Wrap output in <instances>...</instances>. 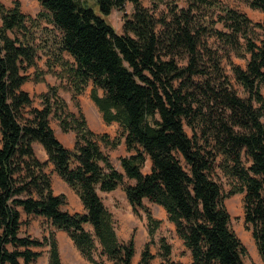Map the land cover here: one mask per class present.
Returning a JSON list of instances; mask_svg holds the SVG:
<instances>
[{
    "label": "trees",
    "instance_id": "1",
    "mask_svg": "<svg viewBox=\"0 0 264 264\" xmlns=\"http://www.w3.org/2000/svg\"><path fill=\"white\" fill-rule=\"evenodd\" d=\"M39 1L36 16L24 13L19 0L12 7L0 1V264H33L41 255L33 247L44 244L50 245L49 264H63L53 232L45 242L22 234L23 214L67 232L91 264H132L134 239L119 237L100 195L115 189L123 190L135 213H147L151 242L162 220L145 200L163 207L191 254L190 264H247L248 250L225 204L244 194L245 222L264 262V36L256 32L261 24L217 0H151L152 7L142 0ZM128 2L134 8L130 18ZM247 2L264 12V0ZM214 8L223 10L221 29L212 23ZM113 9L124 11L123 33L109 21ZM50 46L48 70L71 90L78 114L58 97V85L50 87L53 96L42 95V107L33 106L22 88L39 51ZM232 53L246 65L233 62ZM54 64L61 69L53 70ZM90 83L104 121L119 124L114 137L94 132L81 111L78 97ZM51 117L64 133H75L73 148L57 137ZM122 139L130 155L120 158L119 170L104 148L113 150ZM35 143L43 146L46 161ZM148 161L150 171L144 172ZM49 164L79 196L83 212L64 209L66 196L55 194ZM171 254L172 245L161 237L162 264H181ZM153 257L148 242L138 264H151Z\"/></svg>",
    "mask_w": 264,
    "mask_h": 264
},
{
    "label": "rangeland",
    "instance_id": "2",
    "mask_svg": "<svg viewBox=\"0 0 264 264\" xmlns=\"http://www.w3.org/2000/svg\"><path fill=\"white\" fill-rule=\"evenodd\" d=\"M4 3L7 7H12L14 1L16 0H0ZM21 10L32 16H36L41 10L42 6L39 0H19ZM90 4L94 3V0H87ZM223 7L235 8L239 11L245 13L253 22V24L260 23L261 27H256V32L258 33L257 37L264 36V12L257 9H252L247 0H217ZM143 4L148 7H152L151 0H142ZM180 4L183 5V2ZM95 11L99 13V9L97 6L94 7ZM158 10L164 12L165 6L160 5ZM134 11L132 3L128 2L125 5V12L127 17H131ZM206 12V11H205ZM123 13L124 11L113 9L112 14L110 15V22L115 27L116 31L119 33H123ZM211 16H213L212 23L216 28H223L222 24L217 21L218 16L223 14V10L219 8H214L211 10ZM210 13L208 12V16ZM44 25L48 23L43 19L41 21ZM1 25V19H0ZM48 26V25H47ZM36 31L37 36H41L43 34L40 28ZM44 37L51 38V35L44 34ZM205 40H208L210 43L214 41L207 35L204 36ZM217 45V43H215ZM53 46L47 47L44 50H40V57L38 59V65L36 67H31L27 71L30 75V79L28 80L29 88L35 87V93H33V106L35 107H42L44 97L43 94H50V87L58 85V97L63 98L67 102V108L69 111L74 113H79L78 107L75 104V101L72 100V92L66 86H59L61 84V80L57 78L54 71H49L46 61L50 59V54L53 50ZM231 60L237 64L242 66L246 65V59L240 58L234 53L231 54ZM224 66L229 75H232L230 65L227 63V60L224 61ZM60 66L54 64L53 70H60ZM43 72V73H42ZM31 73V74H30ZM42 74V75H41ZM36 75L42 76L40 80H36ZM59 81L56 82V81ZM42 84L43 86L37 87L38 84ZM63 83H66L63 81ZM234 86L239 90L240 94L242 91V87L233 79ZM91 89L92 84L90 83L85 91L79 95L78 103L83 112L84 116L86 117L87 123L89 127L96 133H100L102 128L107 125L104 121L103 116L99 109L97 108L96 104L91 99ZM262 91L264 93V85L262 86ZM102 91L100 90V94L102 95ZM53 96V95H52ZM53 100V99H51ZM55 106L57 103L52 101ZM51 126L53 127L54 131L56 132L57 137L62 141V143L67 146L73 143L74 134L70 135L72 132L64 133L59 125V121L51 117L50 120ZM109 126V125H107ZM74 133V132H73ZM109 134V133H108ZM119 134V130L113 134H110L111 137L116 136ZM123 141V139H122ZM0 142H1V132H0ZM106 152L110 154L112 163L117 166L119 165L120 158L123 156H128V152L125 148V145L122 143L115 149H108L104 148ZM35 151L38 157H42L44 155V148L39 144H35ZM47 170L51 173L52 176V185L56 188V191L60 194H64L66 196L67 203L64 206L65 210L70 212H79L76 211L81 204L80 198L75 197L74 194L76 192L72 189L73 198H69L66 192V185L67 183L60 177L53 178V175L56 174L53 170L52 164H49ZM144 172L150 171V163L143 168ZM129 181V180H126ZM131 182V181H129ZM224 183V190H229V185L226 181ZM68 186V185H67ZM102 198L105 201V204L109 207V209L113 212L115 220H116V227L117 233L119 237L124 240L128 241L130 239H134L135 242V256L133 258L132 264H138L142 252L144 251L148 242H150V251L154 254V257L151 259V264H162L163 259L159 255V240L161 237H165L169 243L172 245V254L171 258L175 259L176 261L180 262L181 264H188L189 256L187 251H183L182 247L178 244L177 240L175 239L174 235L170 232L169 224L167 219H165V211L164 208L145 200L147 207L149 208L150 212L152 213L153 217L156 219L162 220V224L160 228L157 230L155 234L154 241L151 242V238L148 232V218L147 213L139 209L137 213H135L126 199L125 193L121 189H117L110 194H103ZM244 194H236L233 195L225 200L226 207L231 215V227L238 235L242 243L246 246L248 250V255L246 257L247 264H263L262 258L258 252L255 240L252 236V231L247 227L244 218ZM80 209V208H79ZM78 209V210H79ZM24 224L22 226V234L29 235L32 238L39 239L42 242H45V238L51 235V232L54 233L61 254V259L63 264H91L87 260L83 258L77 248L74 246L71 238L69 237L68 233L57 228L52 227L49 222L46 221L41 216H37L34 214L27 215L23 214ZM87 228H91L90 225ZM33 250L41 252L39 258L33 264H49V250L50 245L44 244L41 246L33 247ZM175 257V258H174ZM106 260V257H103Z\"/></svg>",
    "mask_w": 264,
    "mask_h": 264
},
{
    "label": "crops",
    "instance_id": "3",
    "mask_svg": "<svg viewBox=\"0 0 264 264\" xmlns=\"http://www.w3.org/2000/svg\"><path fill=\"white\" fill-rule=\"evenodd\" d=\"M29 74V73H28ZM31 74V73H30ZM41 78H42V76H41ZM28 80L23 84V86H22V88L24 89V90H26L27 92H29L30 93V95L32 96V97H34L33 96V93H35V87H32V88H29V86H28ZM56 82H58L59 83V81L57 80ZM41 86H43L42 84H38V86L37 87H41ZM98 108V107H97ZM107 125H109V126H107ZM107 125H105L103 128H102V131L100 132V133H109V134H113V133H115L116 131H118L119 130V124L117 123V122H112L111 124H107ZM56 133V132H55ZM72 134H74V137H73V143L71 144V145H67L66 147H68V148H73L74 147V143H75V133H70V135H72ZM35 144H39V145H41L40 143H35ZM35 144H34V146H35ZM122 144L123 145H125V143H124V140H123V142H122ZM42 146V145H41ZM126 148V147H125ZM128 152V151H127ZM128 155H130V153L128 152ZM42 161H46L47 160V158H48V156H47V153H46V151L44 152V155L42 156V157H39ZM149 163H150V161H148ZM53 166V165H52ZM117 169H119V170H122V166H121V162L119 161V165H117V166H115ZM56 173V172H55ZM58 174L56 173V174H54L53 175V178H58ZM68 185V184H67ZM66 185V194L68 195V197L69 198H73V195H72V193H73V191H72V189L70 188V186L68 185L67 186ZM53 189H54V192H55V194H60V193H58L57 191H56V188L53 186ZM115 190H117V189H115ZM115 190H113V191H111V192H100V195L101 196H103L101 193H103V194H110V193H112V192H114ZM75 195V197L77 198V194H74ZM78 198H79V196H78ZM81 201V200H80ZM81 204H82V202H81ZM80 208V209H79ZM79 209V210H78ZM78 209L76 210V211H79V212H83L84 211V206H83V204L82 205H79V207H78ZM165 211V210H164ZM165 219H167V213H166V211H165ZM167 222H168V224H169V228H170V232L174 235V237H175V239L177 240V242H178V244L182 247V250L184 251H187V254H188V256H189V259H188V264H190L191 263V254H190V252L184 247V245H183V242H182V240L181 239H179L178 238V236L176 235V232H175V225L173 224V223H171V222H169L168 220H167ZM175 258V257H174ZM176 260H177V258H175ZM174 259V260H175ZM263 262V261H262ZM263 264H264V262H263Z\"/></svg>",
    "mask_w": 264,
    "mask_h": 264
}]
</instances>
